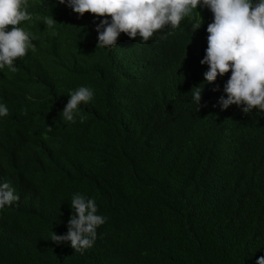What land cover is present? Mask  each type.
<instances>
[{"label":"trees","instance_id":"16d2710c","mask_svg":"<svg viewBox=\"0 0 264 264\" xmlns=\"http://www.w3.org/2000/svg\"><path fill=\"white\" fill-rule=\"evenodd\" d=\"M56 9L82 30L76 58L98 115L80 126L79 141L63 142L62 171L37 176L30 193L7 156L47 128L41 117L27 132L24 110L9 113L0 128V182L10 181L20 201L0 210V264H256L264 256V116L212 108L209 95L199 106L188 99L195 52H141L123 40L97 49L88 18ZM56 47L49 61L65 64ZM18 69L0 81L33 85L36 74L24 63ZM39 71L44 82L47 69ZM75 193L94 198L107 217L82 254L50 240L53 231L67 233ZM25 245L39 259H24Z\"/></svg>","mask_w":264,"mask_h":264},{"label":"clouds","instance_id":"9594fccd","mask_svg":"<svg viewBox=\"0 0 264 264\" xmlns=\"http://www.w3.org/2000/svg\"><path fill=\"white\" fill-rule=\"evenodd\" d=\"M57 7L89 19L98 33L97 49L123 40L126 47L141 52L158 48L173 54L195 52L190 76L193 71L197 75L188 99L199 106L209 95L205 103L212 108L240 107L246 114L264 116V0H0V75H15L23 63L36 74L31 86L0 81V128L14 110L17 114L24 110L20 122L31 124L27 132L41 117L47 128L37 143L24 142L7 156L24 191L32 193L37 176L62 171L64 146L79 141L80 126L98 115L89 111L95 95L87 85L84 63L76 58L77 32L82 30ZM55 45L65 54V64L49 61ZM42 67L47 69L44 82ZM18 201L15 186L0 182V210ZM70 203L73 214L67 233L53 231L50 240L82 254L94 246L97 229L107 217L98 214L102 211L94 198L75 193ZM24 204L47 209L39 202ZM24 251V259H39L38 249L25 245ZM256 264H264V256Z\"/></svg>","mask_w":264,"mask_h":264},{"label":"bare ground","instance_id":"6f19581e","mask_svg":"<svg viewBox=\"0 0 264 264\" xmlns=\"http://www.w3.org/2000/svg\"><path fill=\"white\" fill-rule=\"evenodd\" d=\"M192 17V16H191ZM169 52H171V51H169Z\"/></svg>","mask_w":264,"mask_h":264}]
</instances>
